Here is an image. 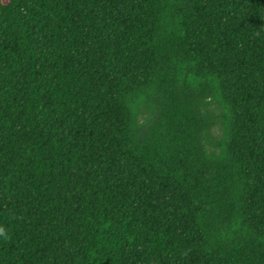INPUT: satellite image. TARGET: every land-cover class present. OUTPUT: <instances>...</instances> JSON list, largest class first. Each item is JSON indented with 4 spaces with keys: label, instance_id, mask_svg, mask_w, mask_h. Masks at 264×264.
I'll use <instances>...</instances> for the list:
<instances>
[{
    "label": "trees",
    "instance_id": "obj_1",
    "mask_svg": "<svg viewBox=\"0 0 264 264\" xmlns=\"http://www.w3.org/2000/svg\"><path fill=\"white\" fill-rule=\"evenodd\" d=\"M0 264H264V0H0Z\"/></svg>",
    "mask_w": 264,
    "mask_h": 264
}]
</instances>
